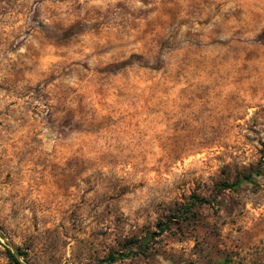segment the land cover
Here are the masks:
<instances>
[{
    "label": "rangeland",
    "instance_id": "1",
    "mask_svg": "<svg viewBox=\"0 0 264 264\" xmlns=\"http://www.w3.org/2000/svg\"><path fill=\"white\" fill-rule=\"evenodd\" d=\"M263 143L264 0H0V264H264Z\"/></svg>",
    "mask_w": 264,
    "mask_h": 264
},
{
    "label": "trees",
    "instance_id": "2",
    "mask_svg": "<svg viewBox=\"0 0 264 264\" xmlns=\"http://www.w3.org/2000/svg\"><path fill=\"white\" fill-rule=\"evenodd\" d=\"M264 145V143H263ZM264 177V166L260 165L256 169L250 170L248 172H239L236 176V179L232 182H225L223 188L221 189H226V188H231V189H236L242 186L244 183H255L259 179ZM206 200L204 198H199V197H194L192 201V205H198L200 203H204ZM188 210V209H187ZM172 220H169L165 222L164 224L160 225V230L165 231L169 226L170 222ZM7 253L13 262V264H26L20 259L19 254H22L24 252H15L14 250H11L10 248H7ZM118 257L116 254H110L107 258V260H115Z\"/></svg>",
    "mask_w": 264,
    "mask_h": 264
}]
</instances>
